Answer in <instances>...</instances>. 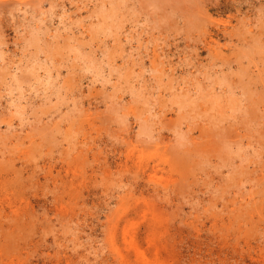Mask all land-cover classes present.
Here are the masks:
<instances>
[{"label":"rangeland","instance_id":"1","mask_svg":"<svg viewBox=\"0 0 264 264\" xmlns=\"http://www.w3.org/2000/svg\"><path fill=\"white\" fill-rule=\"evenodd\" d=\"M0 186V264H264V0H0Z\"/></svg>","mask_w":264,"mask_h":264},{"label":"bare ground","instance_id":"2","mask_svg":"<svg viewBox=\"0 0 264 264\" xmlns=\"http://www.w3.org/2000/svg\"><path fill=\"white\" fill-rule=\"evenodd\" d=\"M200 137H201V136H200ZM200 137H199V138H200ZM192 140H193V139H192ZM193 141H195V140H193ZM193 141H192V142H193ZM197 141H199V140H197ZM197 141H196V142H197ZM193 143H194V142H193ZM200 143H201V142H199V144H200ZM195 145H196V144H195ZM195 145H194V147L197 146V145H196V146H195ZM200 146H201V145H200ZM165 147L167 148V144H166ZM165 147H164V149H166ZM198 147H199V146H198ZM198 147H197V148H198ZM202 147H203V146H202ZM202 147H201V149H202ZM191 148H192V147H191ZM191 148H190V149H191ZM167 149H168V148H167ZM187 149H189V147H187ZM194 149H196V148H194ZM194 149L192 148V150H190L189 153L191 154V152H193ZM199 149H200V148H199ZM203 150H205L204 147H203ZM196 151H197V150H196ZM201 151H202V150H201ZM194 152H195V151H194ZM198 152H199V151H198ZM161 153H162V152H161ZM195 153H196V152H195ZM162 155H163V154H162ZM162 155H161V157H162ZM192 155H194V154H192ZM157 156L159 157L160 155H157ZM158 157H157V158H158ZM164 158H165V155H164V157H163V161H164L167 157H166L165 159H164ZM158 159H159V161H160V159H162V158L159 157ZM166 160H167V159H166ZM171 160H172V159H171ZM171 160L168 159L167 161L171 162V163H169V162H168V163H169V164H173V165H175L176 162H175V164H174V162H173L174 160H173V161H171ZM181 160H183V158H182ZM157 161H158V160H157ZM157 161L155 160L154 162L156 163ZM167 161H166V164H167ZM164 162H165V161H164ZM183 162H184V160H183ZM144 165H146V164H144ZM173 165H172V166H173ZM151 166H152V163H151ZM154 166L156 167V166H158V165H154ZM155 167H154V168H155ZM178 167H179V165H178ZM151 168H152V167H151ZM151 168H150V169H151ZM181 168H182V167H181ZM146 169H147V168H146ZM171 169H172V168H171ZM174 169H175V168H173V170H174ZM186 169H187V168H186ZM175 170H176V169H175ZM180 171H181V170H180ZM183 172H184V171H183ZM148 174H149V173H148ZM0 188H1V186H0ZM1 190H2V188L0 189V192H2ZM2 194H3V192H2ZM2 194H1V195H2ZM10 212H11V211H10ZM132 241H133V240H132ZM130 242H131V240H130ZM114 246H115V245H113V247H114ZM117 246H118V245H117ZM118 247H119V246H118ZM114 248L117 250L116 255L120 256V255H121V251H119L118 248H116V247H114ZM136 249H137V248H136ZM117 253H118V254H117ZM139 253H140V252H139ZM119 254H120V255H119ZM137 255H138V252H137ZM121 256H122V255H121ZM139 256H140V254L138 255V257H139ZM148 262H149V261H148ZM148 264H149V263H148Z\"/></svg>","mask_w":264,"mask_h":264}]
</instances>
